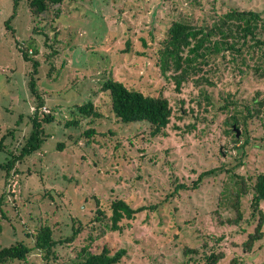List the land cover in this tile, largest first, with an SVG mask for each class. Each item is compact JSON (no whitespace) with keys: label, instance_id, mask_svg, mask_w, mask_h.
<instances>
[{"label":"rangeland","instance_id":"1","mask_svg":"<svg viewBox=\"0 0 264 264\" xmlns=\"http://www.w3.org/2000/svg\"><path fill=\"white\" fill-rule=\"evenodd\" d=\"M233 8L264 16V0H63L41 15L30 11L27 0H0V139L15 129L3 139L7 148L0 151V163L21 147L36 106L27 84L31 63L16 42L31 43L25 50H32L30 57L38 63L42 112L54 118L42 125L40 149L16 165L7 185L0 171V197L4 191L6 202L0 207V249L16 241L33 246L26 234L39 225H48L55 240L64 238L74 218L88 226L70 247L56 249L61 264H73L76 252L88 244L95 251L103 245L125 250L120 264H203L183 252L186 247L203 251L205 243L224 253L219 264H264V238L250 253L241 247L255 227V222L247 225L249 197L243 200L241 223L227 225L220 222L233 215L218 206L225 184L232 186L226 174L207 177L192 189L202 172L219 165L244 177L264 172V147L258 141L264 135V111L262 119L248 123V145L239 150L231 149L223 132L226 116L217 111L225 92L239 105H252L254 97L264 100V79L252 73L241 77L232 65H222L216 73L221 81L207 89L214 106L204 111L192 83L176 92L156 67L155 52L171 22L208 23L213 10ZM108 79L144 95L166 97L173 111L167 128L152 136L145 123L119 122L110 97L101 91ZM87 102L99 118L78 113ZM73 118L77 124L66 125ZM91 128L96 136L87 140L83 133ZM60 143L64 147L58 150ZM243 152V165L235 167ZM178 184L187 190L171 196ZM117 199L141 211L111 231L106 224ZM97 209L104 213L103 224L95 221ZM10 264L46 263L33 251L25 262Z\"/></svg>","mask_w":264,"mask_h":264},{"label":"trees","instance_id":"2","mask_svg":"<svg viewBox=\"0 0 264 264\" xmlns=\"http://www.w3.org/2000/svg\"><path fill=\"white\" fill-rule=\"evenodd\" d=\"M63 0H27V5L32 13L41 15L46 12L51 5H60ZM213 15L208 23H193L189 19H178L171 22L165 32V36L158 43L155 52L156 67L161 78L168 83H172L175 91L179 92L182 85L192 83L198 91L197 105L201 109V103L205 104L204 111L208 106L214 104L208 95L207 89L216 88L221 79L216 77V73L222 65L230 64L239 76H249L252 73L259 79H264V16L253 10L230 9L227 12H217L213 10ZM13 16L6 21L10 28ZM18 49L25 61L31 63L32 72L29 75L28 87L31 95L36 99L34 111L28 116L26 122L29 126V132L24 138L19 149L9 153V158L0 163V171L4 173L3 178L5 185L15 173L16 165L21 163L24 158L36 153L45 139V133L42 125L54 121L53 116L44 114L42 110L44 101L36 87V75L38 63L30 56L32 53L25 47H30L31 43H24L20 46L16 42ZM20 46V47H19ZM216 77V80H215ZM101 91L107 92L110 97L111 111L119 122L128 123H145L148 125L152 136L160 135L170 123L172 117V108L169 100L163 95L151 96L128 89L122 82L108 79L101 85ZM252 105H239L234 95L225 92L223 104L218 107L217 111L226 116L223 130L226 137H229L231 149L239 150L247 147L249 139L247 125L255 119H262L264 111V100L252 98ZM243 108V112L239 108ZM77 111L84 118H99L95 106L87 102L77 107ZM242 113V114H240ZM77 121L73 118L66 125H76ZM233 126L241 129V137L236 138V132ZM15 129L8 130L0 139V151L7 147L3 144V139L11 137ZM87 140H92L96 136L94 129L84 131ZM264 147V135L258 139ZM64 147L63 143L57 145L60 150ZM220 156L221 154L218 153ZM244 152L235 158L236 166L243 165ZM229 166V165H228ZM14 171V172H13ZM226 174L227 180L231 181L232 186L223 188L220 193L218 206L232 213L233 217L225 219L223 224L238 225L243 220V200L249 197L250 220L255 222V227L248 233L246 240L241 244L243 251L252 252L257 243L264 238V212L261 204H264V172H259L253 177H244L235 174L234 168L227 169L225 165H219L217 168L202 172L197 180L192 184V189L207 177H215ZM185 184L175 186L171 196L176 195L179 191H186ZM5 192L0 197V207L5 204ZM110 224H106L111 231L120 230L118 225L122 220H132L135 214L141 209L133 210L123 200H114L111 203ZM97 216L95 221L103 224L104 213L96 210ZM88 223L83 224L80 220L71 219V230L64 238L55 240L53 231L48 225H39L34 233H27L26 236L33 239V246H28L23 241L15 243L0 249V264L22 263L33 252L41 254L42 260L46 264H61L56 249L60 247H70L78 240ZM2 227L0 225V234ZM90 239L91 235H90ZM89 239V240H90ZM220 240L217 239V242ZM216 242V243H217ZM199 248H185V256H198L199 261L203 264H219L224 259V253L217 252L216 247L207 248L205 243ZM208 252H207V251ZM125 250L120 249L113 251L107 245H103L99 251H95L90 244L80 248L76 252V259L73 264H120ZM191 262L194 261L190 260ZM195 262V261H194Z\"/></svg>","mask_w":264,"mask_h":264},{"label":"water","instance_id":"3","mask_svg":"<svg viewBox=\"0 0 264 264\" xmlns=\"http://www.w3.org/2000/svg\"><path fill=\"white\" fill-rule=\"evenodd\" d=\"M233 130L236 132V138H238V137H239V130H238V129H236V127H235V126H233Z\"/></svg>","mask_w":264,"mask_h":264},{"label":"built area","instance_id":"4","mask_svg":"<svg viewBox=\"0 0 264 264\" xmlns=\"http://www.w3.org/2000/svg\"><path fill=\"white\" fill-rule=\"evenodd\" d=\"M45 109V108H44Z\"/></svg>","mask_w":264,"mask_h":264}]
</instances>
